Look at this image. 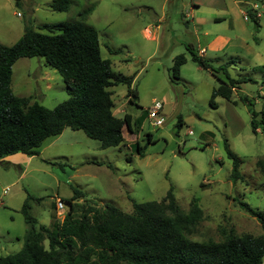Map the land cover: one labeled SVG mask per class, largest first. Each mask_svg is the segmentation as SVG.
Returning a JSON list of instances; mask_svg holds the SVG:
<instances>
[{
    "label": "rangeland",
    "instance_id": "374dc122",
    "mask_svg": "<svg viewBox=\"0 0 264 264\" xmlns=\"http://www.w3.org/2000/svg\"><path fill=\"white\" fill-rule=\"evenodd\" d=\"M53 1L0 0V45L14 44L25 27L43 32L38 29L43 24L78 21L90 8L83 24L97 32L101 58L109 60L115 74L134 76L131 89L137 96L131 102L125 85L110 88L112 112L117 118L130 115L131 131L123 128L118 147L100 149L98 141L66 128L43 142L38 155L18 153L6 160L13 166L0 164V257L22 247L27 225L20 209L27 195L36 228L51 229L53 223L62 225L75 190L84 195L73 202L78 207L87 201L131 214L132 202H159L172 187L182 213L193 199L203 212L190 240L219 242L229 230L260 235L257 220L237 202L264 212V174L256 167L257 160L264 161L263 126L256 134L250 126L251 113H257V121L264 110V12L255 28L243 20L240 0H70L64 12L53 11ZM189 48L195 54L204 48L202 57L211 70L192 62ZM178 55L186 63L174 79L171 68ZM41 61L45 63L42 58L17 60L13 88L22 94L32 89L43 95L35 102L52 109L67 99L66 86ZM45 70L53 77L50 91L36 81ZM228 79L242 83L229 101L216 97L213 108L212 91ZM155 102L162 103L156 117L163 121L160 126L148 118ZM147 135L153 143L147 144ZM224 142L240 160L242 180L236 183L229 179L232 162ZM58 201L62 211L56 208ZM43 246L47 248L46 240Z\"/></svg>",
    "mask_w": 264,
    "mask_h": 264
},
{
    "label": "trees",
    "instance_id": "16d2710c",
    "mask_svg": "<svg viewBox=\"0 0 264 264\" xmlns=\"http://www.w3.org/2000/svg\"><path fill=\"white\" fill-rule=\"evenodd\" d=\"M252 0H245L249 2ZM70 0H55L50 8L67 11ZM246 8V6H245ZM243 8V9H245ZM91 9L78 15L79 20L43 24V32L25 27L22 36L11 46L0 45V160L23 154L38 155L42 143L59 136L66 128L81 131L87 138L100 143V149L115 148L123 142V128L131 131V117L114 116L110 88L122 84L127 87L131 102L136 91L131 89L134 76H122L112 71L109 60L100 56L97 32L83 24ZM249 12V11H248ZM255 28L258 21L249 13ZM192 48V47H191ZM191 48V61L201 69L211 70L210 62ZM21 58H42L46 66L55 70L66 86L67 99L47 109L32 98L16 97L10 88L12 66ZM186 63L183 55L173 59L172 77L179 78L180 68ZM221 68V67H219ZM242 81L228 79L220 82L210 97L230 100L236 85ZM247 102L246 97H242ZM251 113V131L256 134L260 125L264 135V110L261 119ZM182 126L178 117L176 128ZM147 135V144L153 143ZM227 158L232 162L229 179L242 180L240 160L224 142ZM137 153L142 155L141 149ZM256 167L264 174V161ZM84 198L78 190L67 201L68 212L61 226H38L29 214L27 195L20 213L27 225L23 244L15 254L0 257V264H262L264 258V212L256 211L242 201L237 204L255 218L261 234H235L229 230L219 242H196L188 237L203 219V212L193 199L186 214L179 209L172 187L159 202H132V213L124 214L110 205L95 208L74 205ZM234 202L236 200H233ZM79 212L77 218L72 214ZM47 241V248L43 241Z\"/></svg>",
    "mask_w": 264,
    "mask_h": 264
},
{
    "label": "built area",
    "instance_id": "2783aa9c",
    "mask_svg": "<svg viewBox=\"0 0 264 264\" xmlns=\"http://www.w3.org/2000/svg\"><path fill=\"white\" fill-rule=\"evenodd\" d=\"M246 5L247 7L243 10V13H242L243 20L249 21L250 20L249 13H250L253 16V18L258 21L264 12V0H260V1L255 0L251 2L249 1ZM161 109H162V103L155 102L153 104V107L148 110V118L152 121L155 120L153 122V125L155 126L162 125V122H163L162 120L160 119L156 120V117L158 113L161 111ZM56 208L57 210H60V211L64 209L63 204L60 201L57 202Z\"/></svg>",
    "mask_w": 264,
    "mask_h": 264
},
{
    "label": "crops",
    "instance_id": "0c3cea01",
    "mask_svg": "<svg viewBox=\"0 0 264 264\" xmlns=\"http://www.w3.org/2000/svg\"><path fill=\"white\" fill-rule=\"evenodd\" d=\"M252 1H255V0H252ZM260 1V0H259ZM251 2V1H250ZM248 2H245V0H240L239 1V5L241 6L242 4H244L246 7H247V4ZM243 9V8H242ZM244 10V9H243ZM18 16V15H17ZM161 20H162V18H161ZM215 21H219V19H215ZM251 21V20H250ZM253 23V22H252ZM259 26V25H258ZM20 38V37H19ZM18 38V39H19ZM17 39V40H18ZM205 53V51H204V48H200V50H199V52H197V54L200 56V57H202V55ZM203 58V57H202ZM42 63L41 64H44V68H46L47 66H46V64L43 62V61H41ZM41 70H42V68H41ZM52 76H51V74L49 73V71H43V72H41V74L37 77V80L36 81H42V82H44V85H45V89L47 90V91H50L51 90V80H52ZM10 88H11V91H12V93L16 96V97H20V98H26V97H30V98H32V100L33 101H35L36 100V98L37 99H39V98H41V97H43V95H41V94H37V93H35L32 89H31V91L30 92H24V94H22L21 92H19L18 90H16V92H14L15 90H14V88H13V83H12V77H11V85H10ZM26 93V94H25ZM163 123V122H162ZM49 139V138H48ZM46 141V140H45ZM44 141V142H45ZM12 156V155H11ZM26 156V155H25ZM10 156H8V157H6V158H4V159H2V160H0V164L2 165V166H6V165H10V166H13L14 164H12L11 162H9V161H6V160H8L7 158H9ZM4 162H6V163H4Z\"/></svg>",
    "mask_w": 264,
    "mask_h": 264
}]
</instances>
